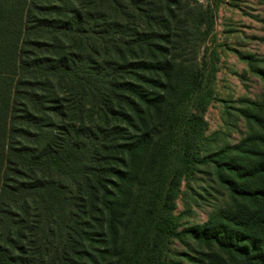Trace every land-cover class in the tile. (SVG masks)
Listing matches in <instances>:
<instances>
[{"label": "trees", "instance_id": "trees-1", "mask_svg": "<svg viewBox=\"0 0 264 264\" xmlns=\"http://www.w3.org/2000/svg\"><path fill=\"white\" fill-rule=\"evenodd\" d=\"M200 7L0 0V264H165L180 183L206 164L203 116L178 125L201 92L189 58L209 23ZM179 134L185 160L169 171ZM247 154L259 163L222 169L236 178L230 192L257 209L189 229L227 264H264V154ZM261 216L256 232L249 223Z\"/></svg>", "mask_w": 264, "mask_h": 264}, {"label": "rangeland", "instance_id": "rangeland-1", "mask_svg": "<svg viewBox=\"0 0 264 264\" xmlns=\"http://www.w3.org/2000/svg\"><path fill=\"white\" fill-rule=\"evenodd\" d=\"M198 3L202 6L201 14L210 15L209 23L199 28L202 37L199 34L195 37L198 41L193 52H189V58L195 56L198 63L192 77L201 85V92L196 95L195 91L179 110L182 117L178 125L188 118L203 116L206 130L199 156L206 157V164L197 165L196 171L187 174L180 183L172 211L178 237L170 239L165 264L232 262L215 246L195 240L189 229L202 228L209 217L220 222L218 216L222 211L234 212L239 206L256 210L252 203H243L230 192L229 187L234 186L226 181L236 178L224 172L222 165L241 157L257 164L260 160L247 153L264 154V144L247 143L252 139L264 140V0H198ZM203 104L205 111L201 112ZM181 137L179 134L172 147L169 171L173 166L180 169L178 162L185 158ZM239 149L243 151L241 154ZM245 164L242 160L240 165ZM260 180L264 181V177ZM261 221L263 217L253 218L249 227L260 232ZM224 228L226 234L235 231L233 227Z\"/></svg>", "mask_w": 264, "mask_h": 264}]
</instances>
